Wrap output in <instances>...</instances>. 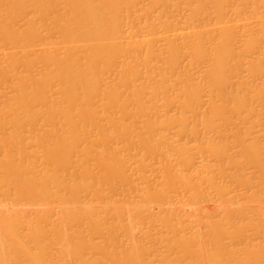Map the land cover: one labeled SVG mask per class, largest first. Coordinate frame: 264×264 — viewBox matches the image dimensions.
I'll return each mask as SVG.
<instances>
[{"label": "bare ground", "instance_id": "bare-ground-1", "mask_svg": "<svg viewBox=\"0 0 264 264\" xmlns=\"http://www.w3.org/2000/svg\"><path fill=\"white\" fill-rule=\"evenodd\" d=\"M0 264H264V0H0Z\"/></svg>", "mask_w": 264, "mask_h": 264}]
</instances>
